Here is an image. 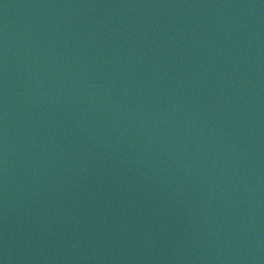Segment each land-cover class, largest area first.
<instances>
[{
  "label": "water",
  "instance_id": "obj_1",
  "mask_svg": "<svg viewBox=\"0 0 264 264\" xmlns=\"http://www.w3.org/2000/svg\"><path fill=\"white\" fill-rule=\"evenodd\" d=\"M0 264H264V0H0Z\"/></svg>",
  "mask_w": 264,
  "mask_h": 264
}]
</instances>
